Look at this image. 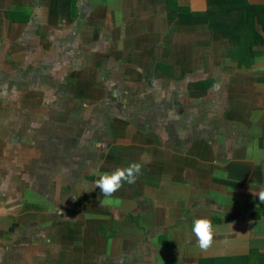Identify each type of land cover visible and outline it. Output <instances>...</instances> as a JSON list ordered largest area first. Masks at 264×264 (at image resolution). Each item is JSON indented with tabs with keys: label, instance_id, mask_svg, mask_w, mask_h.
Listing matches in <instances>:
<instances>
[{
	"label": "crops",
	"instance_id": "obj_1",
	"mask_svg": "<svg viewBox=\"0 0 264 264\" xmlns=\"http://www.w3.org/2000/svg\"><path fill=\"white\" fill-rule=\"evenodd\" d=\"M211 4L0 0V264L264 263V14Z\"/></svg>",
	"mask_w": 264,
	"mask_h": 264
},
{
	"label": "clouds",
	"instance_id": "obj_2",
	"mask_svg": "<svg viewBox=\"0 0 264 264\" xmlns=\"http://www.w3.org/2000/svg\"><path fill=\"white\" fill-rule=\"evenodd\" d=\"M221 83L213 84V89L219 91ZM142 162H130L126 167H117L111 172H103L99 178L95 180V187L98 188L104 199L101 201L103 205H111L119 203L114 200V194L117 193L127 183L129 185L136 183L138 177L142 174ZM227 174H225L226 176ZM260 201H264V190L258 193ZM219 225H213L210 217L201 216L192 221L191 231L196 237L197 246L201 252H207L213 245L214 238L220 230Z\"/></svg>",
	"mask_w": 264,
	"mask_h": 264
},
{
	"label": "trees",
	"instance_id": "obj_3",
	"mask_svg": "<svg viewBox=\"0 0 264 264\" xmlns=\"http://www.w3.org/2000/svg\"><path fill=\"white\" fill-rule=\"evenodd\" d=\"M217 1H220L222 3V5L224 4L225 8H227V9H228V5H232L231 8H236L240 11V9L244 10V8H245L244 6H246V8H247L246 13L245 12L243 13L244 15H246V17H244V15H243V21L248 20V18H247L248 14L255 16V13L251 12V11L256 10L257 11L256 15H258L259 14L258 12H260V11L264 14V6L263 5L250 4L248 2V0H208V3H210V7H211L212 6L211 3L217 2ZM240 12H242V11H240ZM259 23L262 25L263 31H264V19L261 18L260 16H259ZM260 264H264V263L260 262Z\"/></svg>",
	"mask_w": 264,
	"mask_h": 264
}]
</instances>
